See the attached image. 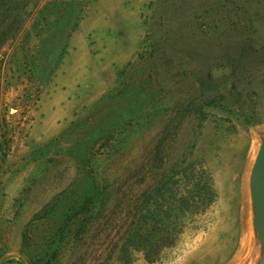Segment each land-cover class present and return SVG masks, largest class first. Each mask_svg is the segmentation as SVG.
<instances>
[{"label":"rangeland","instance_id":"374dc122","mask_svg":"<svg viewBox=\"0 0 264 264\" xmlns=\"http://www.w3.org/2000/svg\"><path fill=\"white\" fill-rule=\"evenodd\" d=\"M5 2L0 264H259L245 176L264 136V0ZM164 155L211 186L148 260L138 170L153 187Z\"/></svg>","mask_w":264,"mask_h":264},{"label":"trees","instance_id":"16d2710c","mask_svg":"<svg viewBox=\"0 0 264 264\" xmlns=\"http://www.w3.org/2000/svg\"><path fill=\"white\" fill-rule=\"evenodd\" d=\"M0 3L6 2L0 0ZM161 144L162 141L157 145L158 155ZM166 161V155L164 158L161 157L153 187L144 182L146 174L149 175L146 168L142 167L138 170V173H142V177L139 178L141 188L135 195L131 225L135 227L133 240L138 244L137 250L142 251L148 260L159 253L160 245L178 238L189 218L187 213L191 201H195L198 197L200 202H204L211 186V176L203 167L195 169V165L188 164L186 159L173 162L170 166L166 165ZM153 195L156 197V211L159 212L164 207L169 210L168 215L149 213L148 204ZM174 209L179 211L176 215L173 214ZM178 225L179 229L176 230Z\"/></svg>","mask_w":264,"mask_h":264},{"label":"water","instance_id":"95a60500","mask_svg":"<svg viewBox=\"0 0 264 264\" xmlns=\"http://www.w3.org/2000/svg\"><path fill=\"white\" fill-rule=\"evenodd\" d=\"M251 170V198L254 205L253 225L262 242L259 264H264V136Z\"/></svg>","mask_w":264,"mask_h":264},{"label":"bare ground","instance_id":"6f19581e","mask_svg":"<svg viewBox=\"0 0 264 264\" xmlns=\"http://www.w3.org/2000/svg\"><path fill=\"white\" fill-rule=\"evenodd\" d=\"M254 138V136H253ZM256 138V137H255ZM254 138V139H255ZM257 140V139H256ZM256 142V141H255ZM255 147V148H254ZM259 148V142H257L256 144L252 145L251 148V152L250 155H252V158L249 161V171L246 173L245 176V183H246V190H247V195L249 197V200L251 201V191H252V182H251V169L252 166L255 162V158H256V154H257V150ZM254 151V152H253ZM248 231V230H247ZM248 234V233H247ZM245 237V236H244ZM248 239V238H247ZM248 244H250V242H248Z\"/></svg>","mask_w":264,"mask_h":264}]
</instances>
